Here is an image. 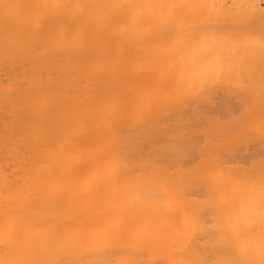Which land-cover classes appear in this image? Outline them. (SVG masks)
Segmentation results:
<instances>
[{"label":"bare ground","instance_id":"bare-ground-1","mask_svg":"<svg viewBox=\"0 0 264 264\" xmlns=\"http://www.w3.org/2000/svg\"><path fill=\"white\" fill-rule=\"evenodd\" d=\"M261 0H0V264H264Z\"/></svg>","mask_w":264,"mask_h":264},{"label":"rangeland","instance_id":"rangeland-1","mask_svg":"<svg viewBox=\"0 0 264 264\" xmlns=\"http://www.w3.org/2000/svg\"><path fill=\"white\" fill-rule=\"evenodd\" d=\"M261 6L264 7V0H261Z\"/></svg>","mask_w":264,"mask_h":264}]
</instances>
